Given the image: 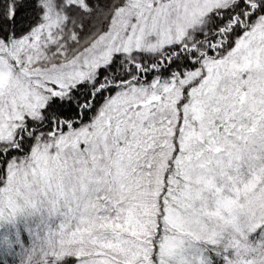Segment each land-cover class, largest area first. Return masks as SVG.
Returning a JSON list of instances; mask_svg holds the SVG:
<instances>
[{
    "label": "snow or ice",
    "instance_id": "snow-or-ice-1",
    "mask_svg": "<svg viewBox=\"0 0 264 264\" xmlns=\"http://www.w3.org/2000/svg\"><path fill=\"white\" fill-rule=\"evenodd\" d=\"M49 3L0 4V211L67 209L50 264H164L241 197L264 209V0Z\"/></svg>",
    "mask_w": 264,
    "mask_h": 264
},
{
    "label": "rangeland",
    "instance_id": "rangeland-1",
    "mask_svg": "<svg viewBox=\"0 0 264 264\" xmlns=\"http://www.w3.org/2000/svg\"><path fill=\"white\" fill-rule=\"evenodd\" d=\"M43 1L46 2V0ZM50 2L52 4H48V7L45 9V11L49 12L53 17H56L57 15L62 16V10L65 0H50ZM92 2L94 4H98L101 9L107 10L114 2V0H92ZM80 23H83L84 25L83 34L88 35L92 31L98 30L99 28L101 30H106L108 21L104 20L102 16L99 19L96 16H93L78 21L77 28L79 27ZM65 35L67 36L69 35V33H65ZM21 203L22 201H19L17 203V207L15 210L9 209V213L12 215L16 211L17 213H19V209L22 208ZM237 211H240V209H226V213L232 218L230 222L232 225H236L234 219L235 213ZM66 213L67 209L62 204L56 206L55 208H42L38 213V221L31 222L29 227L20 230L18 237L17 232H14L12 234L9 248H12L13 245H16L18 252H20V257L15 264H50L51 257L47 256L45 260H41L39 258L35 260L29 257L30 254L27 256V252L36 251L39 247H42L46 241V233H49V236L51 237L54 245L60 232L61 226L67 219ZM253 224L254 221L252 219L247 218L245 215H243L242 217H240V222L238 224V227L236 228V231L237 233L242 234L250 229ZM202 230L221 232L223 231V226L219 223H206L203 224ZM227 234L229 235V232ZM237 239L233 241V244L229 249L228 259L226 260V263L219 262L218 264H264V251L262 245L257 244L255 247H253L252 245L245 247V241ZM225 244H229V241H227V243L225 242ZM180 246L181 245L179 244L177 248H180ZM22 252H24V254L21 255ZM199 257H201L199 254L194 258L188 257L189 260H181V264H203V261L200 260Z\"/></svg>",
    "mask_w": 264,
    "mask_h": 264
},
{
    "label": "trees",
    "instance_id": "trees-1",
    "mask_svg": "<svg viewBox=\"0 0 264 264\" xmlns=\"http://www.w3.org/2000/svg\"><path fill=\"white\" fill-rule=\"evenodd\" d=\"M3 3L4 0H0V4ZM261 90L264 91V86H261ZM256 119L259 120L258 115L256 116ZM249 148L250 152L248 155L257 158L255 163L259 164V157L264 156V141H262L261 138L257 136L255 140L249 145ZM241 171L246 177L249 171L247 162H242ZM32 205L33 203L28 204L23 201L21 203V207L25 210H29ZM234 208H239L240 211L235 213L234 222L236 225H230L229 235L226 234L225 231L212 232L210 230L203 231L202 229H197L195 235L184 237L181 240L180 248H176L172 255L166 256L164 258V264H181V260L188 261V257L194 258L198 254L203 258L205 264H211L224 259L228 255V249H230L233 241L237 238V240L246 241V238L260 233L259 238L264 241V209H261L259 206H257L254 210L250 209L247 206V202L245 201L244 197L240 198V206ZM8 210L9 209L5 208L3 211H1L0 215V264L2 262H6V259H11L14 257V263L18 261L20 252H18V249H15L14 245L12 248H9V244L15 229L18 235L21 228L26 227L27 225V223H24L23 219H18L19 216H13ZM243 215H245L247 218L256 217L257 226L256 231L253 234H250L249 232L246 235L237 233L236 228L240 222V217ZM202 223H219L222 224L223 227L228 228L227 224L229 223V219L227 217V213L223 210L220 215L215 216V220H213L212 217L210 219L205 218ZM161 237H163V231H161ZM227 241H229L228 246L225 245V242L227 243ZM38 252L45 251L37 250L32 253L36 254ZM30 253L31 252H27V256ZM22 254H24V252H22L21 255ZM159 259V254L157 253L158 262Z\"/></svg>",
    "mask_w": 264,
    "mask_h": 264
},
{
    "label": "clouds",
    "instance_id": "clouds-1",
    "mask_svg": "<svg viewBox=\"0 0 264 264\" xmlns=\"http://www.w3.org/2000/svg\"><path fill=\"white\" fill-rule=\"evenodd\" d=\"M170 255H172V254H170Z\"/></svg>",
    "mask_w": 264,
    "mask_h": 264
}]
</instances>
